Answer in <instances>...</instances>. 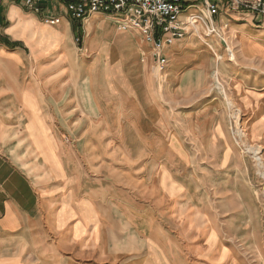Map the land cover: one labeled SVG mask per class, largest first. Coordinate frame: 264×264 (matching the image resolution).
<instances>
[{
	"label": "rangeland",
	"instance_id": "1",
	"mask_svg": "<svg viewBox=\"0 0 264 264\" xmlns=\"http://www.w3.org/2000/svg\"><path fill=\"white\" fill-rule=\"evenodd\" d=\"M106 17L99 14L87 23V57L75 50L80 66L87 64V84L97 90L107 79L99 35L112 40L105 32L115 26ZM81 36L73 37L76 48ZM218 36L223 46L217 54L203 45L167 55V68L177 66L176 78L192 58H212L197 80L195 96H173L177 86L170 80L171 70L166 68L160 79L150 56L149 71L140 75L155 96H90L81 80L79 96L59 100L45 88L43 109L56 148L44 123L33 115L26 127L30 139L23 131L25 122L4 121L11 125L14 141L2 151L40 193L63 188L68 175L81 179L77 182L86 185L87 199L118 224L114 234L131 238L141 231L164 238L170 264H264V61L239 62L232 43L222 41L226 34ZM43 37L46 66L57 54L49 53L54 37ZM141 37L128 30L121 38L133 49ZM119 47L117 43L109 52L112 64L127 60ZM179 97L195 104L181 107ZM29 101L24 97L35 112Z\"/></svg>",
	"mask_w": 264,
	"mask_h": 264
},
{
	"label": "crops",
	"instance_id": "2",
	"mask_svg": "<svg viewBox=\"0 0 264 264\" xmlns=\"http://www.w3.org/2000/svg\"><path fill=\"white\" fill-rule=\"evenodd\" d=\"M217 2L220 3L219 13L213 20L218 33L226 34L222 41L232 43L235 57L241 63L254 59L264 61V17L230 11L224 0ZM194 3L195 7L185 8V13L198 10L205 13L201 1ZM63 5L59 0H41L36 4L38 10H33L24 0H0V264H170L164 238L142 234L141 231L131 238L123 233L114 234L118 224L105 216L99 205L87 199L86 185L77 182L81 179L68 175L63 188L40 193L17 161L2 151L14 141L9 134L12 133L11 125L4 121L18 118L25 122L23 131L30 139L26 127L33 115L44 123L56 148L48 115L43 109L45 88L51 89V96H57L55 99L59 100L79 96L81 80L86 88L88 85L90 96H155L148 92L151 84L140 75L141 71H149L150 45L141 37L138 46L130 49L127 41L121 38L126 31L120 30L116 24L105 32V38L110 35L112 40L99 35V50L105 59L102 68L107 78L103 88L97 90L92 82L87 84V64L80 66L75 50L84 52L81 53L82 59L87 57V23L99 14L80 23L69 16ZM48 18H58L59 22L50 25L45 22ZM92 32L98 34L96 27ZM43 34L54 37L49 53L57 54L56 60L46 66L42 61ZM79 34L82 35L80 46L76 48L73 37ZM218 37H205L199 30L198 34H191L171 45L166 55L183 46L193 50L203 45L207 46L206 51L217 54L223 46L219 40L221 37ZM95 42L93 39L92 43ZM117 43L120 55L129 61H115L113 64L109 61V52ZM94 48L90 46V49ZM66 53L72 59L66 58ZM144 54L146 61L139 59ZM199 58H192L190 65L184 67L177 78V66L167 68L171 70L168 73L171 82L177 86L173 96H195L199 92L194 87L198 78L209 70L212 59L204 54ZM110 76L115 80L108 79ZM177 91L183 93L177 95ZM24 97L26 103L28 100L34 102L35 112L27 107ZM83 98L87 100V96ZM178 99L181 107L195 104L187 97ZM57 160L60 162L58 157Z\"/></svg>",
	"mask_w": 264,
	"mask_h": 264
},
{
	"label": "built area",
	"instance_id": "3",
	"mask_svg": "<svg viewBox=\"0 0 264 264\" xmlns=\"http://www.w3.org/2000/svg\"><path fill=\"white\" fill-rule=\"evenodd\" d=\"M24 1L28 8L38 10L36 4L41 0ZM59 1L64 4L69 16L80 23L93 14H102L114 20L120 30L138 32L150 45L149 55L160 79L167 68L166 47L182 40L189 33L198 34L199 30L203 31L205 37L218 36L213 20L214 16L219 13L220 3L217 0H200L205 13L201 10L185 13V8L195 7L196 0ZM184 2H190V4L185 5ZM224 4L230 11L250 12L256 18L264 17V0H224ZM45 22L55 25L59 19L48 18ZM78 41L76 39V42Z\"/></svg>",
	"mask_w": 264,
	"mask_h": 264
}]
</instances>
